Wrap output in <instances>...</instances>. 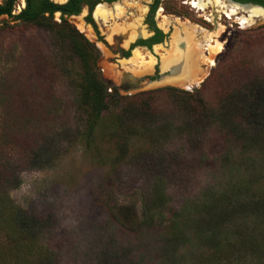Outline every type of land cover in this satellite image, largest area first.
Masks as SVG:
<instances>
[{
  "label": "rangeland",
  "instance_id": "374dc122",
  "mask_svg": "<svg viewBox=\"0 0 264 264\" xmlns=\"http://www.w3.org/2000/svg\"><path fill=\"white\" fill-rule=\"evenodd\" d=\"M163 2L167 8L164 15L170 13L178 24L195 26L193 37L186 41L193 43L191 48L198 53L197 79L191 84L147 83L145 76L153 72L155 64H161L163 70V59L174 50L182 51L171 38L153 52L134 49L128 59L115 61L111 60L112 50L102 41L91 45L89 25L83 31L88 39L75 30V26L81 29L85 10L69 17L65 24L56 16L45 22V27L3 23L5 19L0 18V156L20 168V183L8 193L29 215L46 219L48 228L41 239L56 252L59 264H263L264 223L262 235L251 223H257L258 218L251 214L242 217V212L235 210L234 223L240 221L239 226L230 228L222 251L197 241L191 249L185 246V237L171 245L167 234L174 216L177 220L187 215L186 208L211 194L225 193L228 204L264 198V134L258 135L255 143L232 139L221 141L223 147L205 146L202 157L188 150L185 132L176 131L185 123L184 112L178 114L173 108L167 118H159L162 107L157 106L164 104L169 92L162 89L155 91L153 115L144 116L148 124L133 114L119 120L123 116L120 108L126 103L111 99L92 137H83L86 115L79 97L83 68L81 56L73 47L74 37L90 43L87 63L107 92L115 88L123 96L163 87L212 95L213 85L204 82L211 75H219L228 61L247 55L249 61L264 62V18L239 23L237 15L198 11L185 0ZM122 4L119 0L117 9L114 6L112 13L110 9L108 21H103L106 27L98 25L109 44L110 32L125 14ZM132 12L135 17L140 15L137 8L128 13ZM179 28L173 29L180 34ZM216 43L221 47L208 63L206 44ZM135 54L139 56L135 58ZM124 83L140 86V90L123 89ZM17 112L26 120L15 115ZM25 124L28 141L38 137L34 151L52 157L47 164L38 165L32 159L34 151L22 153L10 144L7 133ZM118 127L122 129L116 131ZM208 130L212 138L217 137L212 128ZM117 134L127 139L126 147L117 141ZM226 150L225 154L231 152L233 156L221 160L226 165L211 161V156ZM196 153L203 162L188 161ZM253 241L259 242L263 251L250 249ZM170 255V262L163 259Z\"/></svg>",
  "mask_w": 264,
  "mask_h": 264
},
{
  "label": "trees",
  "instance_id": "16d2710c",
  "mask_svg": "<svg viewBox=\"0 0 264 264\" xmlns=\"http://www.w3.org/2000/svg\"><path fill=\"white\" fill-rule=\"evenodd\" d=\"M30 17L35 18L31 15ZM24 19L26 20L27 17L24 16ZM38 24L39 26L43 25L40 22ZM89 44L85 40L81 41L74 37L73 47L81 56L83 68L79 89V97L86 115L83 137L87 139L92 137L97 121L101 119L111 99H118L126 103L123 108H120V113L123 116L119 120H122L124 115L133 114L138 119L142 117L141 123L148 124L143 121L144 116L153 115L154 111L151 110V106L156 102L154 96L158 90L162 89H169V92L165 94L164 104L157 106L162 107L158 114L159 118L163 119L165 116L167 118L168 113L173 112V108L177 110L178 114L184 112L185 123L176 131L178 133L185 132L188 150L201 153L202 157L206 151L205 146L223 147L221 141L232 139L235 141L241 139L244 143L248 141L255 143L258 135L263 136L264 62L249 61L247 55L228 61L224 64L225 66L220 68L222 71L218 73L219 75H211L204 82L213 85L215 91L212 95H206L200 91L190 93L185 90H176L175 87H163L123 96L118 94L115 88L114 92H107L106 86L93 66L87 63ZM213 81H215L214 84ZM21 113L17 112L15 115L26 120L27 117L25 118ZM27 128L25 124L19 128H13L9 133L6 132L7 136L9 135L10 144L16 146L17 151H22V153L34 151L35 141L38 139V137H34L35 139L29 142ZM208 128H212L217 133V137L212 138ZM121 129L118 127L116 131ZM116 138L120 144H123L122 147L127 146V139L123 136L117 134ZM227 151L211 156V161L220 163L224 160L227 161L228 156L229 159L233 158L231 152L225 154ZM198 153L192 154L188 161L203 162L202 158L197 156ZM5 157L0 156V264H59L56 252L41 239L42 233L48 228L46 219L29 215L10 198L9 190L17 187L20 183L18 175L20 168L16 163H9ZM51 158L49 153L44 155L43 152H35L32 159L38 161V165L41 166L50 162ZM220 164L221 166L226 165L224 162ZM224 195L225 193L218 196L211 194L208 199L206 197L192 208H186L187 215H181L179 219L177 217V220L174 216L172 227L167 234L168 243L174 245L179 240L183 241L181 238L185 237V246H189L191 249H195V246L198 245L195 242L197 241L202 245L207 243L212 245L214 251H222L229 241L230 228L239 226L240 221L234 223L235 210H237V214L242 212V217L251 214L252 217L258 218L257 223L255 220H252L251 223H253V227L262 231L263 235L261 225L264 223V198H252V195L253 201H247L246 204H228L224 200ZM251 247L256 252L262 250L259 242H250L249 248L251 249ZM163 259L170 262L173 256H166ZM262 262L264 264V261Z\"/></svg>",
  "mask_w": 264,
  "mask_h": 264
},
{
  "label": "flooded vegetation",
  "instance_id": "af4514ba",
  "mask_svg": "<svg viewBox=\"0 0 264 264\" xmlns=\"http://www.w3.org/2000/svg\"><path fill=\"white\" fill-rule=\"evenodd\" d=\"M163 1L164 0H122L123 7L120 8L122 9L121 12H125V14L123 20L120 23H116L114 25V30L110 32V39H112V43L110 44L101 36L98 25L102 24V27H106L103 25V21L106 19L108 21L109 15L114 10V6L119 3V0H0V18L5 19L3 23H28L30 25L39 26L38 22H40L43 25L39 27H44L46 24L45 22L48 23L50 20H55L56 16L58 17V22L65 24L68 22L69 17L78 16L85 10L81 18L83 22L81 24V31L76 26L75 30L82 33L84 37L88 39L83 31H85V27L89 25L91 27L89 34L93 37V40L90 41L91 45L95 46L96 42L102 41L106 47H109L113 52L111 60L118 61L119 59H128L134 49H143L153 52L155 47L161 44H167L170 38L173 39V33L174 35L178 33L177 29H173L174 26L177 28V25L180 26L179 31H181V33L184 32V40L180 39L177 44H181L182 42L185 46L187 38L189 39V37H192V35L189 34V30L194 29L196 31L195 26H190L189 28L188 25H182V23L178 24L176 17H173L172 14L166 13L164 15L163 13L166 12L167 8L163 6ZM196 1L201 2L202 7L194 5ZM124 2L126 4H124ZM185 3H188L198 11L220 12L227 17L232 15H237V17H239L242 12H244L243 15H247L251 9H259L264 12V10L258 8L261 7L264 9V0H185ZM97 6H102L108 11L106 18L100 16L96 17L94 15ZM134 8H137L140 14L138 17H135L136 15H134L133 12L132 14L128 13ZM23 15L27 17L26 20ZM30 15L35 18L30 17ZM108 31V29H105L106 33ZM177 44H175V47L180 48ZM152 70V73L150 71L148 75L145 76L148 80L158 78L161 73V64L160 67L159 64H155ZM124 84L121 85L123 89L133 88L134 86V84Z\"/></svg>",
  "mask_w": 264,
  "mask_h": 264
},
{
  "label": "bare ground",
  "instance_id": "6f19581e",
  "mask_svg": "<svg viewBox=\"0 0 264 264\" xmlns=\"http://www.w3.org/2000/svg\"><path fill=\"white\" fill-rule=\"evenodd\" d=\"M194 5L202 7L201 2L199 1H196ZM107 14H108V11L102 6H97L94 12V15L96 17L100 16L102 18H106ZM258 16L260 18H264V12H262L259 9H251L249 10V13H247V15H240L238 19L240 23L242 22L245 23V22L252 21L253 18L258 17ZM194 33H195L194 29L189 30V34H191L192 37ZM180 39L184 40L183 33H180V34L177 33L173 35L174 45L177 44ZM192 45L193 43L191 44V43L186 42V46H184L181 52L179 50H174V53L170 54L169 58L163 59L164 63H163L162 68L166 69L167 67V68H171L172 72L175 71V73H172L171 76H168L165 78L164 80L165 82L173 83V84H183V83L191 84L195 81V79H197L194 72L196 68V60L198 58V55H197L198 53L195 54V52L192 50L194 45L193 46ZM206 46H207L206 49L208 50V54L210 55L209 57L206 58V60H208V63L209 62L212 63V57L216 52L219 51L221 44L220 43H216L213 45L206 44ZM138 56L139 54L137 55L135 54V58H137ZM146 64L149 65L151 63H146ZM192 65L194 67H192Z\"/></svg>",
  "mask_w": 264,
  "mask_h": 264
},
{
  "label": "water",
  "instance_id": "95a60500",
  "mask_svg": "<svg viewBox=\"0 0 264 264\" xmlns=\"http://www.w3.org/2000/svg\"><path fill=\"white\" fill-rule=\"evenodd\" d=\"M258 8L264 10V9L261 8V7H258ZM179 47H180V48H183V47H184V43L181 42V44H179ZM172 73H175V71L172 72L171 68H167V69H163V70L161 69V73H160V75L158 76V78H157V79H154V80H150V79H149L147 83H148L149 86L160 85L161 83H165V81H164L165 78L168 77V76H171ZM107 80H108V79H107ZM107 82H108V84H111V82H110L109 80H108ZM124 86H125V84H124ZM132 90H134V91H136V90H140V86H136V85H134Z\"/></svg>",
  "mask_w": 264,
  "mask_h": 264
}]
</instances>
